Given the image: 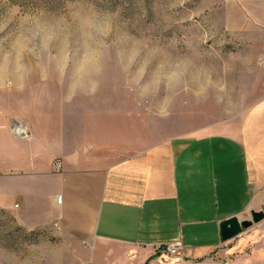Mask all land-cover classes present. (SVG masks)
Returning <instances> with one entry per match:
<instances>
[{"label":"crops","instance_id":"1","mask_svg":"<svg viewBox=\"0 0 264 264\" xmlns=\"http://www.w3.org/2000/svg\"><path fill=\"white\" fill-rule=\"evenodd\" d=\"M211 4L254 45L239 63L238 84L249 87L237 104L226 83L207 79L227 117L204 127L154 129L139 109L120 121L124 98L79 80L71 93L63 73L0 66V209L30 230L53 227L60 258L163 264L174 256L160 248L176 242L179 261L212 256L225 242L221 222L264 210V0Z\"/></svg>","mask_w":264,"mask_h":264},{"label":"rangeland","instance_id":"2","mask_svg":"<svg viewBox=\"0 0 264 264\" xmlns=\"http://www.w3.org/2000/svg\"><path fill=\"white\" fill-rule=\"evenodd\" d=\"M212 8L211 0H0V66L63 73L71 93L83 81L124 98L117 101L120 121L139 109L149 111L154 129L163 121L204 127L227 117L222 91L207 79L226 83L237 104L249 87L238 84L239 63L251 61L254 45ZM30 231L0 210V264H91L60 258L53 227ZM218 250L163 264H264V220Z\"/></svg>","mask_w":264,"mask_h":264},{"label":"water","instance_id":"3","mask_svg":"<svg viewBox=\"0 0 264 264\" xmlns=\"http://www.w3.org/2000/svg\"><path fill=\"white\" fill-rule=\"evenodd\" d=\"M264 220V210L253 211L251 218L246 220H240L236 216H232L220 224L221 236L224 241L239 236L243 229L251 227L254 223H259Z\"/></svg>","mask_w":264,"mask_h":264},{"label":"built area","instance_id":"4","mask_svg":"<svg viewBox=\"0 0 264 264\" xmlns=\"http://www.w3.org/2000/svg\"><path fill=\"white\" fill-rule=\"evenodd\" d=\"M16 130H17V132L19 134L25 133V131L21 130L20 128H16ZM55 167H56L57 170H60L61 169V163L60 162H56ZM57 200L60 203L62 201V197L59 196L57 198ZM160 249H161V251L163 253L169 254L171 256H179V254H180V252L182 250V243L181 242H176V243H173V244H168V245L162 246Z\"/></svg>","mask_w":264,"mask_h":264},{"label":"trees","instance_id":"5","mask_svg":"<svg viewBox=\"0 0 264 264\" xmlns=\"http://www.w3.org/2000/svg\"><path fill=\"white\" fill-rule=\"evenodd\" d=\"M0 210H2L3 212H5V211H6V210H3V209H0ZM28 233L32 235V234H35V233H36V231H34V230H33V231H30V232H28Z\"/></svg>","mask_w":264,"mask_h":264}]
</instances>
